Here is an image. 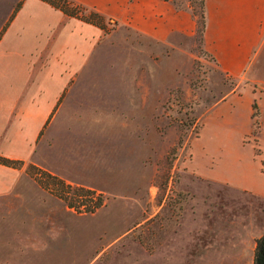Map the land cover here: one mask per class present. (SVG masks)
Instances as JSON below:
<instances>
[{"label": "rangeland", "instance_id": "rangeland-1", "mask_svg": "<svg viewBox=\"0 0 264 264\" xmlns=\"http://www.w3.org/2000/svg\"><path fill=\"white\" fill-rule=\"evenodd\" d=\"M171 2L193 15L187 0ZM196 2L193 32L166 41L99 21L101 36L31 158L19 165L20 194L0 198V264H144V255H182V264H192L191 244L178 242L181 221L243 212L238 194L194 176L185 163L204 117L225 94L246 84L264 92V48L252 67L254 81L222 72L202 46ZM8 6L0 0V24ZM251 108L255 135L254 101ZM225 134L207 125L198 142L223 145ZM195 150L206 166L217 157L213 145ZM47 175L66 187L55 190ZM76 188L93 191L100 204L71 207L67 191Z\"/></svg>", "mask_w": 264, "mask_h": 264}, {"label": "crops", "instance_id": "crops-1", "mask_svg": "<svg viewBox=\"0 0 264 264\" xmlns=\"http://www.w3.org/2000/svg\"><path fill=\"white\" fill-rule=\"evenodd\" d=\"M70 1L157 41L175 33L191 34L194 29L191 12L169 0ZM4 4L9 6L0 24V156L24 163L65 87L101 36V27L42 0H4ZM203 7L204 50L222 72L242 82L254 81L252 67L264 48V0H203ZM253 101L259 124L255 135L251 134ZM207 125L223 127V145L198 142ZM210 144L218 152L206 166L197 162L195 147L208 152ZM189 150L185 169L238 194L243 212L214 219L210 211L206 220H182L177 238L191 244L192 258L187 260L253 264L255 240L263 233L264 92H252L248 84L231 89L209 109ZM22 171L0 164V198L20 194L15 185ZM181 256L144 255V264L151 259L182 264Z\"/></svg>", "mask_w": 264, "mask_h": 264}, {"label": "trees", "instance_id": "trees-1", "mask_svg": "<svg viewBox=\"0 0 264 264\" xmlns=\"http://www.w3.org/2000/svg\"><path fill=\"white\" fill-rule=\"evenodd\" d=\"M55 8L60 9L63 13L68 16H74L80 18L85 22H89L100 26L99 21L102 19L101 15L98 14L96 11L92 9H84L81 5L75 4L70 0H42ZM171 1V0H169ZM188 7L192 11L193 15L194 9L193 6L195 4V0H187ZM173 3V2H172ZM198 6V17L200 23V31L202 35L203 27H204V7H203V0H197ZM174 5V3H173ZM19 3L17 4V7ZM175 7L180 8L178 5ZM82 10H85L83 12ZM0 164L9 166L12 168H19V165L22 164L20 160H13L3 156H0ZM47 177L51 180L50 185H53L55 190L62 188L63 182L60 179H57L55 176L47 175ZM66 187V186H65ZM68 198L73 201V204L70 205L71 207L82 206L85 209H94L100 204V199L97 194L93 191L86 190V189H72L71 192L67 191ZM253 264H264V232L256 238L255 240V247L253 252Z\"/></svg>", "mask_w": 264, "mask_h": 264}]
</instances>
